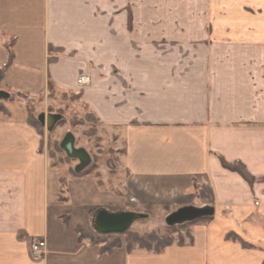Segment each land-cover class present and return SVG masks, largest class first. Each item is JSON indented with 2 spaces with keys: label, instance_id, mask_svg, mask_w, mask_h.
Segmentation results:
<instances>
[{
  "label": "crops",
  "instance_id": "0c3cea01",
  "mask_svg": "<svg viewBox=\"0 0 264 264\" xmlns=\"http://www.w3.org/2000/svg\"><path fill=\"white\" fill-rule=\"evenodd\" d=\"M11 38L6 90L48 93L51 79L82 92L122 151L101 182L63 176L24 102L3 101L0 264H264V0H0V66ZM189 206L211 220L192 227L193 244L160 253L123 243L102 254L77 232L104 235L93 226L102 208Z\"/></svg>",
  "mask_w": 264,
  "mask_h": 264
},
{
  "label": "rangeland",
  "instance_id": "374dc122",
  "mask_svg": "<svg viewBox=\"0 0 264 264\" xmlns=\"http://www.w3.org/2000/svg\"><path fill=\"white\" fill-rule=\"evenodd\" d=\"M50 64H53V62H50ZM6 89L3 83L0 90L7 91L11 97L8 100L0 99V103L11 100L24 102L31 115L38 119L43 113L45 115L57 114L61 116L60 121L52 131H49L46 125H43L42 131L44 133V143L51 156V163L58 165L57 167L63 176H69L71 171L76 170V166L79 164L78 159L67 157L68 155L64 150L59 151L55 148L56 143L60 145L68 133L74 135L76 147H82L90 154L91 166H94V172L101 173L100 179L104 172L111 173V166L116 165L118 153L121 152L122 148H115L117 146L115 142L116 136H103L102 131L99 129L100 122L96 121V119L94 120L91 116L88 117L89 112L92 111L82 101V98L72 100L71 96L75 95L76 92L63 91L57 88L55 83L51 91L40 94L28 91L13 92L11 90L12 92H10ZM137 212L142 214V216L134 221L129 230L139 233L157 231L160 234L170 230L168 219L171 213L164 208L154 207L146 211ZM184 223L187 222L174 225H177V229H179V226ZM181 230L184 231V234L187 232L185 229ZM115 237L116 235L109 234L106 238L113 239ZM120 239L123 243H126L125 236L121 235Z\"/></svg>",
  "mask_w": 264,
  "mask_h": 264
},
{
  "label": "trees",
  "instance_id": "16d2710c",
  "mask_svg": "<svg viewBox=\"0 0 264 264\" xmlns=\"http://www.w3.org/2000/svg\"><path fill=\"white\" fill-rule=\"evenodd\" d=\"M131 22H132V14H131V10H130V12H129V24L130 25H131ZM14 44H15L14 38H11L6 42V47L8 49V57H7V60L4 63V65L0 66V88H2V86H3V81L6 77L8 69L10 68V66H12V64L14 62V58H15V53H14V49H13ZM49 52L51 54H53L55 52L56 53H62L63 49L62 48H55L54 46L50 45L49 46ZM56 60H57V58H54V57L49 58V62H54ZM48 87H49V90L51 91L52 88L54 87L53 80H51V79L49 80ZM82 95H83L82 92H79V93H76L75 95H72L71 97H72V100L73 99L75 100V99L82 98ZM10 97L11 96L6 98L5 100L10 99ZM0 111L4 112L6 114L9 113L7 107L3 103H0ZM90 116L94 120L96 119V121L99 122V119L97 118L95 113L89 112L88 117H90ZM28 123L36 129V131L42 136V139L44 141V133L42 131V127L44 124H42V122L38 118L32 116L29 110H28ZM55 148L59 151L63 150L61 145H59L58 143H56ZM48 155H49V157H51L49 153H48ZM67 157H69V156H67ZM220 158H221L222 165L225 168L230 169V170L235 171V172H238L240 175H242L250 183H252L254 181V177L247 170L246 166L242 162H228L227 160H225L224 157H220ZM52 165L56 166V167L58 166L57 164H53V163H52ZM115 166L116 165L111 166V169H110L111 173H114ZM88 174H92L93 176H95L99 180V182H101V179H100L101 173L100 172H94V166H91V164L87 168H85L81 171H76V170L71 171L70 175L84 176V175H88ZM60 197H62V196H60ZM151 208L152 207H147L146 210H149ZM62 217H63L65 222H68L69 217H70L69 212H64ZM210 220H211L210 216L205 215L202 217H198V218H195L191 221H187V223L181 224L179 226V229H177V225L170 224L169 225L170 230L164 234H160L157 231H149V232L139 233L137 231H131L128 229L123 234L116 235V237L113 239L106 238V237H108V235H105V234L100 235V236H96L81 226L77 227V232L79 234L80 240L88 241L92 245H100V253H102V254L107 253V252H111L116 247L122 246L123 242L120 239L121 235L125 236V238H126L125 245L127 247V250L130 252L136 248H139V249H144L147 251H154L156 253H160V252L164 251V249L168 246H172V245L182 246L185 244H193L194 237H193V233H192V227L194 225H197L200 223H207ZM181 229H185V231H187V232H185V234H184V231ZM226 237L228 240H233V241L239 242L244 248H251V249L255 248V245L246 241L245 239H243L241 236H239L238 234H236L234 232L228 233Z\"/></svg>",
  "mask_w": 264,
  "mask_h": 264
},
{
  "label": "water",
  "instance_id": "95a60500",
  "mask_svg": "<svg viewBox=\"0 0 264 264\" xmlns=\"http://www.w3.org/2000/svg\"><path fill=\"white\" fill-rule=\"evenodd\" d=\"M9 96L10 94L7 91L0 90V99H6ZM60 119L61 116L57 114L45 115L43 113L39 116V120L42 124L46 125L49 131L53 130ZM60 145L69 157L80 161V164L76 167L77 171H81L91 164L90 154L86 149L76 147L75 137L72 133H68ZM211 212V208L184 207L171 214L168 223L177 224L191 221L195 218L208 215ZM141 216L142 214L132 211L110 212L102 208L96 211L93 218V226L100 234H123Z\"/></svg>",
  "mask_w": 264,
  "mask_h": 264
},
{
  "label": "built area",
  "instance_id": "2783aa9c",
  "mask_svg": "<svg viewBox=\"0 0 264 264\" xmlns=\"http://www.w3.org/2000/svg\"><path fill=\"white\" fill-rule=\"evenodd\" d=\"M85 82L84 78L79 79V83L83 84ZM46 249L45 240H35L31 244V250L34 256H41L44 254Z\"/></svg>",
  "mask_w": 264,
  "mask_h": 264
}]
</instances>
